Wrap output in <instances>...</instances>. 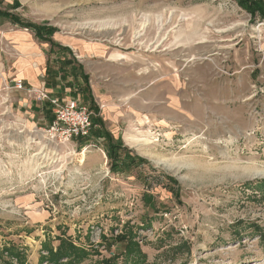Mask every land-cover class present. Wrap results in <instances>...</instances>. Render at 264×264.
Listing matches in <instances>:
<instances>
[{
  "label": "rangeland",
  "instance_id": "obj_1",
  "mask_svg": "<svg viewBox=\"0 0 264 264\" xmlns=\"http://www.w3.org/2000/svg\"><path fill=\"white\" fill-rule=\"evenodd\" d=\"M246 1L262 10L0 0V264H51L59 245L76 258L57 264H264V178L250 177L264 171V0ZM37 28L74 54L96 43L122 71L162 77L94 82L112 96L99 106L111 141L72 140L33 175L38 148L15 158L10 147L33 121L4 83L45 51Z\"/></svg>",
  "mask_w": 264,
  "mask_h": 264
},
{
  "label": "crops",
  "instance_id": "obj_2",
  "mask_svg": "<svg viewBox=\"0 0 264 264\" xmlns=\"http://www.w3.org/2000/svg\"><path fill=\"white\" fill-rule=\"evenodd\" d=\"M42 43L47 45H44L45 51L37 55L38 59L33 60L32 64L28 65L26 72L11 77L14 79L9 83L21 81L25 88L44 87L51 96L61 101L77 100L81 104L94 109L98 115L96 118L101 123L103 119L100 112L101 107L99 106L103 102H110L112 96L108 92L106 82H104L105 84L103 82L95 84L94 82L105 80V77H162V73H156V71H152L148 75L145 71L143 73L122 71L121 68L124 64L111 59L109 55H113V53H109L96 43L77 45L76 54L67 43L55 42L53 47L48 43ZM114 57L124 58V56L118 54ZM10 92H14L20 97V100H18L20 107L25 110L27 117L33 121L30 122L32 124H28L31 126L30 129L33 127L44 129L54 119L47 103L37 104L26 98L22 92ZM37 124L44 126L39 127ZM102 125H100L102 133L108 134L106 128L103 131ZM109 134L111 135V133Z\"/></svg>",
  "mask_w": 264,
  "mask_h": 264
},
{
  "label": "built area",
  "instance_id": "obj_3",
  "mask_svg": "<svg viewBox=\"0 0 264 264\" xmlns=\"http://www.w3.org/2000/svg\"><path fill=\"white\" fill-rule=\"evenodd\" d=\"M4 87L9 92H22L26 98L37 104L47 103L54 116L52 122L44 129L34 127L26 129L20 126L21 129L17 131V134L26 133L25 141L18 140L21 137L19 136L12 139L10 144L15 158L19 157L18 154L21 155L23 150L38 148V153L29 155V164L30 166L32 164L31 174L42 172L45 158L49 157L50 160L51 156L57 157L65 144L75 139L84 140L90 136L94 113L79 101L73 99L61 101L51 96L44 87L25 88L21 81L5 83Z\"/></svg>",
  "mask_w": 264,
  "mask_h": 264
},
{
  "label": "trees",
  "instance_id": "obj_4",
  "mask_svg": "<svg viewBox=\"0 0 264 264\" xmlns=\"http://www.w3.org/2000/svg\"><path fill=\"white\" fill-rule=\"evenodd\" d=\"M240 4H241V6H243V7H247V8H250V9H253L254 11H260V10H262V5H260L259 3H257V2H249V1H246V0H240ZM1 14V13H0ZM1 16H3V15H1ZM34 32H35V37L38 39V40H40V41H42V42H47L51 47H53V45H54V43L51 41V39H46V38H44V39H46L45 41H44V39H43V36L41 35V32H40V29H38L37 28V30L35 29L34 30ZM89 109H91V110H94V109H92L91 107H89ZM95 111V110H94ZM96 112V111H95ZM92 125L94 126H98L99 127V129H93V132H92V130H91V135H92V137L94 138V139H99V138H101V137H103L104 139H108V140H110L111 141V139H112V137H111V135H109V134H107V133H102V130H101V126L100 125H102V123H101V121L98 119V118H93L92 119ZM108 152V154L109 155H111L112 154V152H113V149H111L110 151H107ZM113 154H114V152H113ZM115 155V154H114ZM119 164H115L114 166H113V168H116V166H118ZM122 165V164H121ZM122 166H124V163H123V165ZM124 169V168H123ZM113 171H116L115 169L113 170ZM123 237H117V240L118 241H120V240H122L123 241ZM64 252V250L62 251V248H61V246L59 245V247L56 249V254H54V258L53 259H51V261H48L49 263H51V264H57V262L59 261V260H61L62 258H76L75 256H71V255H69V254H65V253H63ZM114 261L116 262V260L115 259H112V260H106L105 262H104V264H114Z\"/></svg>",
  "mask_w": 264,
  "mask_h": 264
},
{
  "label": "bare ground",
  "instance_id": "obj_5",
  "mask_svg": "<svg viewBox=\"0 0 264 264\" xmlns=\"http://www.w3.org/2000/svg\"><path fill=\"white\" fill-rule=\"evenodd\" d=\"M131 143H134L135 141H133L132 139L130 140ZM144 143H147L146 141H143ZM250 177H258V178H264V171H254ZM249 177V178H250Z\"/></svg>",
  "mask_w": 264,
  "mask_h": 264
}]
</instances>
